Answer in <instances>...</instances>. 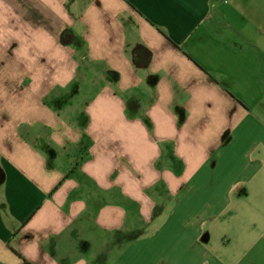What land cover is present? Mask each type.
I'll return each instance as SVG.
<instances>
[{
	"label": "crops",
	"instance_id": "0c3cea01",
	"mask_svg": "<svg viewBox=\"0 0 264 264\" xmlns=\"http://www.w3.org/2000/svg\"><path fill=\"white\" fill-rule=\"evenodd\" d=\"M259 149L264 0H0V264H264Z\"/></svg>",
	"mask_w": 264,
	"mask_h": 264
},
{
	"label": "rangeland",
	"instance_id": "374dc122",
	"mask_svg": "<svg viewBox=\"0 0 264 264\" xmlns=\"http://www.w3.org/2000/svg\"><path fill=\"white\" fill-rule=\"evenodd\" d=\"M259 150L260 152L256 151L253 154V159L262 157L263 166L257 170L253 180L241 183L236 188L234 195L237 197L232 201L229 212L231 221L225 226L222 215L210 241L211 244L217 239L220 240L225 233L231 236L232 243L225 249L226 251L224 250L228 252L230 258L239 254L240 246L248 242L243 241V236L249 234V241H252L257 236L256 233L264 231V149ZM217 254L222 257L224 253L218 251Z\"/></svg>",
	"mask_w": 264,
	"mask_h": 264
}]
</instances>
